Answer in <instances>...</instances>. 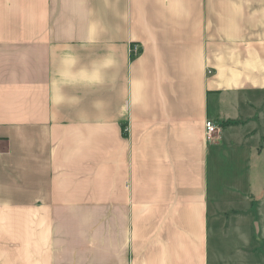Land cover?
Returning <instances> with one entry per match:
<instances>
[{"label": "crops", "instance_id": "1", "mask_svg": "<svg viewBox=\"0 0 264 264\" xmlns=\"http://www.w3.org/2000/svg\"><path fill=\"white\" fill-rule=\"evenodd\" d=\"M261 130L264 0H0V264H259Z\"/></svg>", "mask_w": 264, "mask_h": 264}, {"label": "rangeland", "instance_id": "2", "mask_svg": "<svg viewBox=\"0 0 264 264\" xmlns=\"http://www.w3.org/2000/svg\"><path fill=\"white\" fill-rule=\"evenodd\" d=\"M260 136H261V141L259 143H257L256 145H254V148L261 152L260 154L257 155L256 158L253 159V161L251 162V164L254 165V169H253V180H247V178L245 179V183L242 187L239 188V184L237 183H233L234 185H238V195L235 193L236 195V199L235 202L233 203V207L232 209L229 210L228 212V216L227 218H229V222H232L233 219H235V217L239 218V211L241 210V206L242 209L246 212H249V214H245L249 219V221H244L245 226H244V232L247 233L248 229L246 228L248 226V223L251 221V219H258L259 224H260V235L258 236V244L253 242V251H255V249H258L257 253H254V255L252 254V252L248 251L246 249V241H245V254H244V258H251L253 261H256V259L259 261V264H264V142L262 141V137L264 134V130H261L259 132ZM230 139V138H229ZM233 140V139H232ZM230 144V141H227V143L225 145H227L226 147V151H227V159L225 160V163L222 167L218 168L219 172L221 173V176L223 177L224 174H226L228 176V181L231 182L232 178H234L235 176L238 177L239 176V172H243L246 169V160H241L239 161V153L238 151L234 152V154H232V150L230 149V147L232 146H228ZM250 165V162H249ZM249 169V167H248ZM247 169V170H248ZM256 172V173H255ZM251 173V172H250ZM250 184L251 187H250ZM230 186L232 184H229ZM251 191H253L254 193V198H257V202L254 204V207H251V205H249V203L251 202ZM232 193V192H229ZM239 195H245L244 199L239 198ZM252 196V195H251ZM258 196V197H257ZM249 202V203H248ZM246 205H248V209L246 210ZM243 215V214H240ZM233 223V222H232ZM236 227L238 228L237 230H232L230 233H239V224L236 225ZM249 232L251 234L254 235V229L253 227L251 229H249ZM239 244V243H238ZM239 246V245H238Z\"/></svg>", "mask_w": 264, "mask_h": 264}, {"label": "built area", "instance_id": "3", "mask_svg": "<svg viewBox=\"0 0 264 264\" xmlns=\"http://www.w3.org/2000/svg\"><path fill=\"white\" fill-rule=\"evenodd\" d=\"M218 132V128L214 125L213 122L208 121L206 123V133L208 136H213L215 134H217Z\"/></svg>", "mask_w": 264, "mask_h": 264}, {"label": "trees", "instance_id": "4", "mask_svg": "<svg viewBox=\"0 0 264 264\" xmlns=\"http://www.w3.org/2000/svg\"><path fill=\"white\" fill-rule=\"evenodd\" d=\"M239 123H237V122H229V125H231V126H236V125H238Z\"/></svg>", "mask_w": 264, "mask_h": 264}]
</instances>
